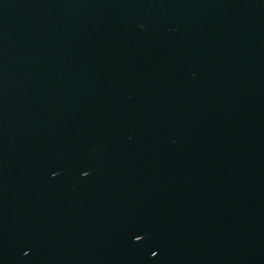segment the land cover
Segmentation results:
<instances>
[{"label":"water","instance_id":"obj_1","mask_svg":"<svg viewBox=\"0 0 264 264\" xmlns=\"http://www.w3.org/2000/svg\"><path fill=\"white\" fill-rule=\"evenodd\" d=\"M0 264H264V0H0Z\"/></svg>","mask_w":264,"mask_h":264}]
</instances>
